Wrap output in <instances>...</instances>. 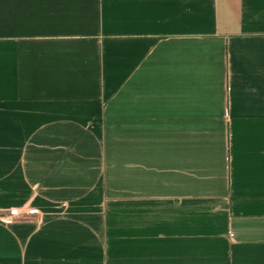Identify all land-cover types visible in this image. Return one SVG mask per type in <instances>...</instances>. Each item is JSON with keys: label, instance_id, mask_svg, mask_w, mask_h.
<instances>
[{"label": "crops", "instance_id": "0c3cea01", "mask_svg": "<svg viewBox=\"0 0 264 264\" xmlns=\"http://www.w3.org/2000/svg\"><path fill=\"white\" fill-rule=\"evenodd\" d=\"M0 264H264V0H0Z\"/></svg>", "mask_w": 264, "mask_h": 264}, {"label": "built area", "instance_id": "2783aa9c", "mask_svg": "<svg viewBox=\"0 0 264 264\" xmlns=\"http://www.w3.org/2000/svg\"><path fill=\"white\" fill-rule=\"evenodd\" d=\"M36 210L30 203L25 204L22 208H12L5 211H0V220L6 223L13 222L18 219L31 217V214Z\"/></svg>", "mask_w": 264, "mask_h": 264}, {"label": "rangeland", "instance_id": "374dc122", "mask_svg": "<svg viewBox=\"0 0 264 264\" xmlns=\"http://www.w3.org/2000/svg\"><path fill=\"white\" fill-rule=\"evenodd\" d=\"M35 217L39 222H41L44 219V214L41 211L36 210L31 214V217Z\"/></svg>", "mask_w": 264, "mask_h": 264}]
</instances>
